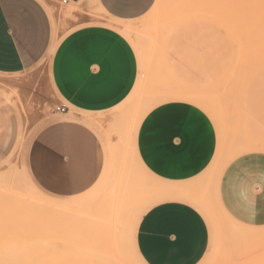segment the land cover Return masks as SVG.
Listing matches in <instances>:
<instances>
[{"label":"rangeland","instance_id":"rangeland-1","mask_svg":"<svg viewBox=\"0 0 264 264\" xmlns=\"http://www.w3.org/2000/svg\"><path fill=\"white\" fill-rule=\"evenodd\" d=\"M38 1L54 24L53 50H47L33 67L14 73L0 72V259L13 257L11 260L16 258L21 264H27L22 262L28 258V264H146L137 247H133L135 214H131V209L137 202L154 204L160 199L152 189L154 178L135 162L134 130L154 106L181 100L202 108L217 132L212 163L198 178L183 185L191 189L190 195L196 199H208L206 211L200 212L209 227V244L198 264H264V225H248L234 219L219 194L222 172L233 159L246 153H264V67L254 69L255 65L264 64V0H185L184 7L177 5L170 8L169 11L174 8L173 12L168 11L174 16L172 23L169 18H154L163 8L155 6L157 0L147 13L134 20L112 18L94 0ZM192 2L205 6L195 11L192 6L196 4H189ZM192 9L195 14H204L190 16ZM210 15L225 17L241 26L244 36L252 41L251 51L259 54V59L247 58L246 54L243 57L245 51L239 52L237 39L229 37L223 41L225 35L229 36L225 29L228 24L224 26ZM114 22L117 26L125 24L127 31L133 28L131 32L145 52L142 49V55L136 53L138 75L122 105L102 113H82L105 140L108 168L102 180L84 194L92 195L78 201L74 200L80 196L53 198L34 185L35 190L23 172L36 132L53 114L67 109L50 78L51 56L58 42L76 28L91 24L111 27ZM173 23L176 26L171 33ZM114 26L124 36V27ZM141 62L145 68L140 66ZM181 86L197 88L208 97L203 100L204 105L183 97L156 98L165 88ZM216 94L225 97L217 100ZM137 176L145 184L131 188L132 179ZM76 202L79 205L74 206ZM192 205L199 206L195 202ZM73 207H77L76 211ZM82 213L90 218L87 222L86 217L82 220ZM107 223L108 227H104ZM97 225L101 226L99 230ZM111 226L116 229L111 230Z\"/></svg>","mask_w":264,"mask_h":264},{"label":"crops","instance_id":"crops-1","mask_svg":"<svg viewBox=\"0 0 264 264\" xmlns=\"http://www.w3.org/2000/svg\"><path fill=\"white\" fill-rule=\"evenodd\" d=\"M94 1L112 18L134 20L147 13L155 0ZM52 28L54 33L40 1L0 0V72L36 65L55 46ZM49 70L67 109L53 114L36 132L23 172L35 190L57 199L80 196L74 200L78 201L93 194L84 195L102 180L109 163L102 134L82 113H102L122 105L136 82L137 57L117 30L91 24L58 42ZM134 132L135 162L154 178V190L160 184L183 186L195 180L215 157V124L202 108L187 101L154 106ZM141 184L145 181L137 176L130 186ZM219 194L234 219L264 225V153L233 159L222 172ZM157 198L160 201L145 204L135 214L133 247L146 264H198L209 244V227L200 212L206 209L186 194L166 193Z\"/></svg>","mask_w":264,"mask_h":264},{"label":"bare ground","instance_id":"bare-ground-1","mask_svg":"<svg viewBox=\"0 0 264 264\" xmlns=\"http://www.w3.org/2000/svg\"><path fill=\"white\" fill-rule=\"evenodd\" d=\"M184 3H185V0H157L156 2H155V6H159V5H162L161 7H163V8H161V10H160V12H158V14H156L155 16H154V18L155 19H159V20H165L166 18H169V19H171L170 20V22L172 23L173 22V20L174 19H172L174 16H172L171 14H169V13H171V11L174 9H172L171 11H169L170 10V8L171 7H175V6H177L178 5V7L180 8L181 6L182 7H184ZM199 3V4H198ZM183 4V5H182ZM190 5H194V4H196V6H192L193 7V9L196 11V9H198V11H200V10H203L202 8H201V6H205V5H202L203 3H200V2H196V3H194V2H192V3H189ZM181 5V6H180ZM189 8V7H188ZM178 8H175V10H177ZM191 8H189L188 10H190ZM192 9V10H193ZM200 9V10H199ZM194 10L193 11H191L190 12V16H202L204 13H203V11L201 12V13H199V14H195V12H194ZM168 11H169V13H168ZM186 11V10H185ZM173 12V11H172ZM194 12V13H193ZM175 13V12H174ZM173 13V15H175ZM182 13V12H181ZM180 13V14H181ZM189 13V12H188ZM180 14H178V15H180ZM169 15H171V16H169ZM181 15H183V14H181ZM177 16V15H176ZM218 16V17H217ZM217 16H214V15H210V18L211 19H213V20H217L218 22H220V23H223V25L225 26V24L224 23H226V24H228V26H225V29H226V31L228 32V34H229V36H224L223 37V41H225V40H229L228 38L229 37H232V38H235V39H237V41H238V44L240 43V44H242V45H244L243 46V48L240 46V44H239V47H240V49H239V47H237L238 49H239V52L241 53L242 51H245V53H244V55H243V57L245 56V54L246 55H248V57L247 58H249V57H251L253 60H257V59H259V54H257V53H255V52H252L251 51V47H249V45L251 46V44H252V41L249 39V38H247L246 36H244V29L241 27V26H238V24H236L235 22H233V23H231L230 22V20L228 19H226L225 17H219V15H217ZM171 17V18H170ZM176 18V17H175ZM156 21V20H155ZM112 21H110V22H108V23H110V24H113V23H111ZM163 22V21H162ZM117 24V23H116ZM115 24V22H114V25H112L111 27L113 28V26L114 27H118L119 26V24H118V26ZM164 24H167V23H164ZM170 24V23H169ZM123 25V24H122ZM125 25V24H124ZM119 26V27H124L123 29L125 30V32H124V37H126L129 41H130V44L131 45H133V47H135V49L136 50H134L135 51V53H140L141 55H142V49L144 50V52H145V48H143V47H140V46H138V41H139V39L138 40H136V37H135V35H133V33L132 32H134V29L133 28H130V29H128V31L125 29V26ZM158 25V24H157ZM175 24L173 23V25H171L170 26V28H171V33H173L172 31L174 30V28H175ZM118 27V28H119ZM130 26H128V28H129ZM159 27V26H158ZM56 29V28H55ZM117 29V28H116ZM123 29H119V30H121L122 32H123ZM133 29V31L131 32V30ZM160 29H162V28H159V30ZM176 29H178V28H176ZM165 30V29H164ZM169 30V29H168ZM168 30H165V31H168ZM55 31V30H54ZM120 31V32H121ZM153 31V30H152ZM163 31V30H162ZM164 31V32H165ZM170 31V30H169ZM176 31V30H175ZM178 31V30H177ZM56 32V31H55ZM54 32V33H55ZM119 32V31H118ZM179 32V31H178ZM175 34V33H174ZM123 35V34H122ZM55 41V40H54ZM237 43V42H236ZM51 47V46H50ZM140 47V48H139ZM236 48V47H235ZM236 48V49H237ZM246 48V50H244ZM248 48V49H247ZM250 48V49H249ZM52 49V48H51ZM51 49H48V51L49 50H51ZM236 49H234V50H236ZM237 52H238V50H237ZM137 54V55H138ZM241 55V56H242ZM242 57V59H244ZM247 58H246V61H247ZM250 58V59H251ZM250 59H248L249 61H251L252 62V59L250 60ZM142 61H143V59H142ZM239 62H242L241 60L239 61ZM243 63V62H242ZM140 64V63H139ZM142 64V65H141ZM141 64H140V66H143L144 67V64H143V62H141ZM246 64V63H245ZM247 64H248V62H247ZM249 64H250V62H249ZM248 64V65H249ZM251 65H252V63H251ZM142 67V68H143ZM264 67V64L263 65H261V66H259V65H255V70L257 71V70H259V69H261V68H263ZM145 68V67H144ZM242 68V67H241ZM236 69V68H235ZM140 70V69H139ZM144 69H142L141 70V73H142V71H143ZM236 71V70H235ZM242 71V70H241ZM140 72V71H139ZM144 73H145V71H144ZM231 74V73H230ZM244 75V74H243ZM238 79V78H237ZM242 79V78H241ZM140 80V79H139ZM239 80V79H238ZM241 82V81H240ZM142 83V81L140 82V84ZM230 84V83H229ZM237 90V89H236ZM157 92V91H156ZM238 93V92H237ZM166 96H173V97H183V98H186V99H190V100H193V101H196V102H199V103H201L202 105H204V99L205 98H208V97H206L205 95H202L201 93H200V91L197 89V88H192V87H176V88H168V89H163L162 91H160V93L156 96V98H162V97H166ZM214 97H216L215 99H217V100H219V99H224V95L223 94H216V95H214ZM237 98V97H236ZM128 100V99H127ZM146 103V102H145ZM151 103V102H150ZM147 104V103H146ZM139 111H140V109H139ZM221 111V110H220ZM222 112V111H221ZM139 164V163H138ZM140 165V164H139ZM141 170H143L142 168H141ZM152 184V183H151ZM156 184V183H155ZM150 186V185H149ZM152 187H153V185H152ZM156 187V186H155ZM154 187V188H155ZM189 187V186H188ZM153 191L156 193V196H158V195H162V194H166V193H181V194H186V195H190V192H191V189H188V188H186V187H183V186H178V185H167V184H160L159 186H157L156 188H155V190L153 189ZM191 196V195H190ZM193 197V196H192ZM98 198V197H97ZM193 198H195V197H193ZM210 198V197H209ZM99 199V198H98ZM196 199V198H195ZM207 199V198H206ZM213 199V198H212ZM106 200V199H105ZM104 200V201H105ZM107 200H109V199H107ZM199 203H201L202 204V206L204 207V208H206V206H205V201H207V200H205V198H203V199H196ZM214 200V199H213ZM86 201H90V200H86ZM98 201H100V200H98ZM98 201H95V202H98ZM101 201H103V200H101ZM100 201V202H101ZM113 201V200H112ZM215 201H217V200H215ZM91 202V201H90ZM94 202V203H95ZM99 202V203H100ZM115 202V201H114ZM214 202V201H213ZM136 203H134V205H135ZM146 203H142V202H137V204L134 206V208H132L131 209V214H136L141 208H142V206H144ZM76 205H79L78 204V202H76V204L74 205V206H76ZM102 206H104V205H102ZM106 207H108L109 205L107 204V205H105ZM122 206V205H121ZM132 206V205H131ZM99 207V206H98ZM97 207V208H98ZM101 207V206H100ZM104 208L105 210L107 209V208ZM75 208V211H76V208L77 207H73V209ZM83 208V207H82ZM90 208V206L87 208V209H89ZM101 209L102 211H104V209ZM124 208H125V206H124ZM123 208V209H124ZM79 209V208H78ZM109 210V209H108ZM128 209H126V211H127ZM79 211V210H78ZM89 211V210H88ZM123 211V210H122ZM121 211V212H122ZM125 210H124V212L123 213H125L126 212ZM74 212V211H73ZM90 212V213H89ZM89 212H87L86 211V213H89V214H91V211H89ZM80 213V212H79ZM84 213H82V217L79 215L78 217H81L82 218V220L83 219H85V217H86V219H85V221L87 220V219H90V218H87V216H84L83 215ZM93 214V213H92ZM99 214V213H98ZM105 214H107V212L105 213ZM121 216H123V215H121ZM114 217H116V216H114ZM81 221V220H80ZM84 221V220H83ZM82 221V222H83ZM95 221H97V220H94V221H92L93 223H96ZM87 222V221H86ZM115 222H116V220H115ZM127 222H129V221H127ZM81 223V222H80ZM102 223H104V222H102ZM101 223V224H102ZM235 223H237V222H235ZM82 224V223H81ZM86 224V223H85ZM92 223L90 222V225H91ZM101 224H99V225H101ZM226 224V223H225ZM83 225V224H82ZM99 225H97V227H98V230H99V227H101V226H99ZM104 225H107V226H104ZM227 225V224H226ZM225 225V226H226ZM241 225V224H240ZM84 226V225H83ZM95 226V225H94ZM103 226L104 227H108V223L107 224H103ZM236 226V225H235ZM103 227V228H104ZM130 227V226H129ZM233 227V226H232ZM231 227V228H232ZM111 228H113V229H111V230H114V228L115 227H112L111 226ZM116 229V228H115ZM233 229V228H232ZM234 230V229H233ZM244 230V229H243ZM103 231V230H102ZM248 231V230H247ZM104 232H105V230H104ZM113 232H115V231H113ZM249 232V231H248ZM246 233V232H245ZM238 234H239V232H238ZM97 235V234H96ZM112 235V234H111ZM245 235V234H244ZM254 235V234H253ZM257 235V234H256ZM256 235H255V237H256ZM240 236V235H239ZM252 236V235H251ZM93 237V236H92ZM111 237V236H110ZM254 237V236H253ZM94 239V238H93ZM115 239V238H114ZM113 239V240H114ZM92 240V239H91ZM112 240V241H113ZM119 240V239H118ZM115 241V240H114ZM114 241H113V244H114ZM95 243V242H94ZM101 243V242H100ZM118 243V242H117ZM120 243V242H119ZM102 246V245H101ZM117 246H119V245H117ZM122 246V245H121ZM114 247H116V246H114ZM13 257H6V258H1L0 259V264H14V263H16V264H18L19 262L16 260L15 261V259H13V260H11ZM23 260V259H22ZM29 260V258L26 260V261H23L22 263H24V262H27V264H28V261ZM14 261V262H13ZM30 263V262H29ZM19 264H21V262L19 263ZM25 264V263H24Z\"/></svg>","mask_w":264,"mask_h":264},{"label":"built area","instance_id":"built-area-1","mask_svg":"<svg viewBox=\"0 0 264 264\" xmlns=\"http://www.w3.org/2000/svg\"><path fill=\"white\" fill-rule=\"evenodd\" d=\"M62 1H63L64 3H65V2H67V0H62ZM57 109H58V110H61V111H63V110H64V108H63V107H62V108L58 107Z\"/></svg>","mask_w":264,"mask_h":264}]
</instances>
